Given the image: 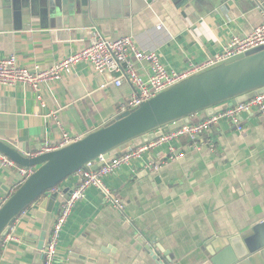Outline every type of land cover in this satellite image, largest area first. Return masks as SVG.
Segmentation results:
<instances>
[{
    "label": "crops",
    "instance_id": "crops-1",
    "mask_svg": "<svg viewBox=\"0 0 264 264\" xmlns=\"http://www.w3.org/2000/svg\"><path fill=\"white\" fill-rule=\"evenodd\" d=\"M80 1L0 0V59L15 55L23 66L50 68L85 48L90 29L98 28L105 38L133 36L141 49L181 71L219 53L234 35L250 33L264 11V0H93V23L82 16ZM102 80L90 65H77L43 88L47 109L28 87L0 86V140L32 152L57 142L59 129L44 119L48 109L59 112L73 137L103 127L133 88L126 83L104 90ZM238 128L223 121L198 148L182 138L183 158L168 160L163 146L107 176L104 184L124 211L90 189L67 222L55 264H201L212 237L252 236L264 223V114H244ZM20 181L17 169L0 172V203ZM75 184L71 177L61 186ZM41 201L16 221L13 232L21 242L1 247L0 264H34L46 218ZM60 205L57 199L46 240Z\"/></svg>",
    "mask_w": 264,
    "mask_h": 264
},
{
    "label": "built area",
    "instance_id": "built-area-1",
    "mask_svg": "<svg viewBox=\"0 0 264 264\" xmlns=\"http://www.w3.org/2000/svg\"><path fill=\"white\" fill-rule=\"evenodd\" d=\"M262 17V23L253 28L250 33L234 35L219 53L202 62H189L186 68L181 71L174 70L164 64L157 52L141 49L131 35L110 39L105 38L98 28H92L88 33L85 48L70 54L50 68H43L37 64L31 67L23 66L15 55L0 59V86L28 87L34 92L42 107L47 109V104L43 100V88L63 81L65 77L73 73L77 65L86 63L93 68L98 78L103 79L99 85L101 89L106 90L110 86L121 88L126 83L131 85L133 88L132 96L128 100L122 101L116 110V115H121L190 77L244 56L252 50L264 48V11ZM159 28L162 29V27ZM251 111L264 114V94L234 106H230L229 103L223 104L213 115H206L205 119L198 123L186 124L135 150L126 153H115L114 151L110 154L111 159L107 160L100 156L86 164L85 168L71 176L76 181L72 189H64L60 185L51 191L57 193L61 205L59 214L41 251L40 264H55L67 222L72 217L77 204L86 198L90 189L94 188L101 191L107 199L112 201L116 209L124 211L125 206L113 196L104 184V179L107 176L113 175L123 166H132L136 160L142 161L145 156L152 155L155 149L163 146L167 149L168 160L175 161L183 158L184 154L178 151V143L182 138H188L192 147L198 148V141L201 137L223 121H232L241 130L242 116ZM44 119L46 123L53 122L55 124L61 133L60 139L53 144H46L36 151L29 152L27 154L29 158L59 150L81 139L73 137L68 132L57 110L48 109ZM98 165L100 167L95 169ZM10 169H17L21 177V181L15 190L35 171V168L20 167L0 152V172ZM132 171L135 173V169ZM2 204L0 203V206ZM14 225L7 236L2 238L1 247L11 242H21L20 237L13 232Z\"/></svg>",
    "mask_w": 264,
    "mask_h": 264
},
{
    "label": "water",
    "instance_id": "water-1",
    "mask_svg": "<svg viewBox=\"0 0 264 264\" xmlns=\"http://www.w3.org/2000/svg\"><path fill=\"white\" fill-rule=\"evenodd\" d=\"M94 4L93 0L80 1L82 16L93 23L96 22ZM261 94H264L262 47L182 81L157 97L115 115L103 127L59 150L29 158L27 154L31 151L24 144L12 145L0 140L2 154L20 167L35 168L0 206V249L2 238L20 215L42 200L40 209L46 218L34 261L39 264L58 199L57 193L51 192L53 189L100 156L111 159L110 154L121 147H126L124 153L135 150L186 124L198 123L199 114L211 116L216 107L242 104ZM259 261L264 264V223L254 228V234L248 238L227 234L212 237L206 243V259L201 264H258Z\"/></svg>",
    "mask_w": 264,
    "mask_h": 264
},
{
    "label": "rangeland",
    "instance_id": "rangeland-1",
    "mask_svg": "<svg viewBox=\"0 0 264 264\" xmlns=\"http://www.w3.org/2000/svg\"><path fill=\"white\" fill-rule=\"evenodd\" d=\"M122 148H123V147H121V148H119V149L121 150ZM63 183H64V182H63ZM63 183H62V184H63ZM258 264H261V262L259 261Z\"/></svg>",
    "mask_w": 264,
    "mask_h": 264
},
{
    "label": "trees",
    "instance_id": "trees-1",
    "mask_svg": "<svg viewBox=\"0 0 264 264\" xmlns=\"http://www.w3.org/2000/svg\"><path fill=\"white\" fill-rule=\"evenodd\" d=\"M1 252V251H0Z\"/></svg>",
    "mask_w": 264,
    "mask_h": 264
}]
</instances>
